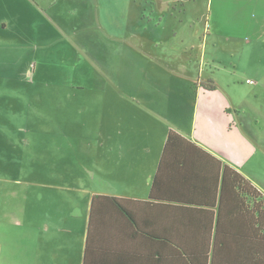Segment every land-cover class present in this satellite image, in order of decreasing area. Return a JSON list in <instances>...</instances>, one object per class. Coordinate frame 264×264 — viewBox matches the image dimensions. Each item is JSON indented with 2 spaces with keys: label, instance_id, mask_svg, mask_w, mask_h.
I'll use <instances>...</instances> for the list:
<instances>
[{
  "label": "rangeland",
  "instance_id": "rangeland-1",
  "mask_svg": "<svg viewBox=\"0 0 264 264\" xmlns=\"http://www.w3.org/2000/svg\"><path fill=\"white\" fill-rule=\"evenodd\" d=\"M196 1L194 10H183L177 0H0V129L25 132L34 150L45 132L96 139L111 131L108 120L116 133L124 128L123 101L166 98L169 120L180 121L182 132L193 126L264 193V76L243 75L264 69V51L249 59L252 48L240 58L211 48L201 57L203 27L193 17H202L204 0ZM201 61L213 63L217 89H199L196 104L189 73L202 79ZM77 83L86 88H65ZM174 107L180 120L170 116ZM59 114L72 118L48 117Z\"/></svg>",
  "mask_w": 264,
  "mask_h": 264
},
{
  "label": "crops",
  "instance_id": "crops-1",
  "mask_svg": "<svg viewBox=\"0 0 264 264\" xmlns=\"http://www.w3.org/2000/svg\"><path fill=\"white\" fill-rule=\"evenodd\" d=\"M176 5L183 10L198 7L196 0ZM202 10V17H193L203 27V39L199 40L204 43L198 49L201 57L205 58L211 48L231 53L232 58H240L252 48L255 54H249V59L264 51V0H204ZM194 49L189 48L188 67L193 65ZM213 61L214 65L219 63L218 58ZM208 65L206 61L198 64L196 72L204 73L200 80L194 70L189 73L192 85L197 84L196 104L197 91L206 93L199 85L201 81L215 79L213 63ZM179 66L185 69L186 64L182 61ZM243 75L245 79L264 76V69L252 68ZM235 76L236 81L244 80L238 73ZM66 85L76 91L86 88L81 83ZM60 99L72 105L71 99ZM166 102V98L144 101L131 97L121 104L124 128L118 133L112 120H108L111 131L104 133L106 137L99 131L96 139L69 130L45 132L36 152L25 132L1 128L0 264H83L87 238L92 257L89 264H179L180 257L174 252L178 250L174 242L179 240L174 235L193 233L194 242L202 244L216 229L226 232L228 225L216 227L215 210L212 215L206 210L163 207L169 204L159 200L175 190L173 179L162 177L160 198H149L170 130L248 179L240 168L214 152L193 126L182 132L180 121L169 120L162 113ZM173 111L171 118L180 120V108ZM48 117L63 122L72 118L65 114ZM192 166L202 180L211 182L216 176L220 180L221 171L215 164L197 162ZM95 197L115 201L107 207L105 200L96 199L92 209ZM151 234H166L169 243L164 246L147 236Z\"/></svg>",
  "mask_w": 264,
  "mask_h": 264
},
{
  "label": "trees",
  "instance_id": "trees-1",
  "mask_svg": "<svg viewBox=\"0 0 264 264\" xmlns=\"http://www.w3.org/2000/svg\"><path fill=\"white\" fill-rule=\"evenodd\" d=\"M204 91L214 92V81H201L199 84ZM197 84L195 85V87ZM174 155V158H169ZM185 158L187 159H184ZM181 157L183 161L180 160ZM213 163L220 168V180H202L199 173L194 170L193 163ZM181 165L182 167H179ZM162 177L173 179V188L167 196H159L158 186ZM149 198L163 204V207L185 210H206L214 215L216 211V227L228 225V230H215L207 235L202 244L194 242L193 233H178L179 242H174L178 250H174L180 257L179 264H264V194L259 192L251 182L242 174L228 165L206 153L194 143L170 130L160 158L155 179L153 181ZM108 203L113 198L95 197ZM162 244L169 243L168 235H147ZM159 238V239H158ZM185 245H192L187 248ZM197 245H202L198 249ZM83 264L92 260L89 253V240L87 238Z\"/></svg>",
  "mask_w": 264,
  "mask_h": 264
}]
</instances>
